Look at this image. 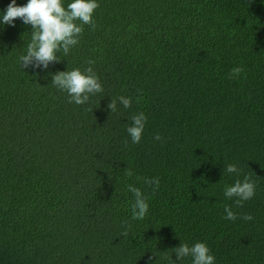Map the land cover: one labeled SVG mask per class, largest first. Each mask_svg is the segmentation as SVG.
<instances>
[{"label":"trees","instance_id":"trees-1","mask_svg":"<svg viewBox=\"0 0 264 264\" xmlns=\"http://www.w3.org/2000/svg\"><path fill=\"white\" fill-rule=\"evenodd\" d=\"M97 2L95 30L46 70L18 61L31 27L0 24V264H191L173 249L197 241L215 264H264V0ZM89 60L104 91L69 103L52 74ZM121 95L131 107L110 114ZM245 176L255 195L237 206L224 189ZM129 184L149 198L143 220Z\"/></svg>","mask_w":264,"mask_h":264},{"label":"clouds","instance_id":"clouds-1","mask_svg":"<svg viewBox=\"0 0 264 264\" xmlns=\"http://www.w3.org/2000/svg\"><path fill=\"white\" fill-rule=\"evenodd\" d=\"M99 6L97 0H70L66 6L64 0H27V3L22 6L17 5L16 0H11L7 8L0 12V24L14 27V21L19 18L24 25L30 26V41L26 45V52L18 57V61L23 69L31 67L46 70L50 64L59 63L62 60L61 55L68 56L71 49L79 44L85 25L95 30L96 23L93 17ZM87 64L89 66L84 69L76 67L52 74V85L61 92L67 93L69 103L85 105L89 102L90 96L104 91L99 77L93 70L94 61L89 60ZM243 71L242 66H236L229 73V78H238ZM118 102L125 109L132 105L131 97L121 95L111 98L107 105V108L111 110L110 114L117 112ZM146 122L147 116L143 112L131 116V123L126 131L132 143L137 144L141 141ZM154 139L162 140V137L156 134ZM224 171L231 174L238 173L239 169L235 164H228ZM124 174L131 177L134 173L132 169L126 167ZM143 179L147 185H154L153 192L159 189V177ZM126 187L127 191L134 196V202L131 205L132 220H143L149 211V198L134 185L129 184ZM255 191V181L250 176H245L243 181L236 179L233 185H226L224 195L228 199L235 197L236 205L242 206L244 201L254 197ZM224 210L226 213L224 219L229 221L237 219L231 207L226 205ZM242 218L245 221H251L253 216L244 214ZM130 227V224L126 226L123 236L128 235L127 229ZM173 251L178 261L190 257L191 264H215V257L211 254L206 242L197 241L192 246L181 242L180 246ZM172 264H176V261H172Z\"/></svg>","mask_w":264,"mask_h":264}]
</instances>
